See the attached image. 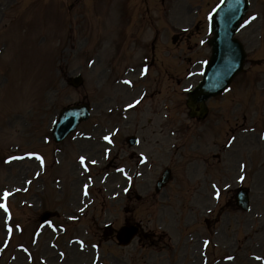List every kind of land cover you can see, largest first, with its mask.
<instances>
[{"label": "rangeland", "instance_id": "1", "mask_svg": "<svg viewBox=\"0 0 264 264\" xmlns=\"http://www.w3.org/2000/svg\"><path fill=\"white\" fill-rule=\"evenodd\" d=\"M218 1L0 0V264H264V0L237 33L242 73L206 118L185 106ZM80 101L90 118L54 143L58 110ZM125 222L141 225L128 246L102 235Z\"/></svg>", "mask_w": 264, "mask_h": 264}, {"label": "water", "instance_id": "2", "mask_svg": "<svg viewBox=\"0 0 264 264\" xmlns=\"http://www.w3.org/2000/svg\"><path fill=\"white\" fill-rule=\"evenodd\" d=\"M248 0H222L209 16V31L213 36L208 40L211 46L210 58L203 70V77L199 84L189 92L187 104L191 107L196 102L204 109L203 102L213 95L222 92L230 83L231 79L242 70L244 51L241 43L234 37L241 19L247 10ZM82 82L80 76L71 78L70 83L78 86ZM89 116V106L80 103L62 108L51 128L54 141L63 140L76 126L85 121ZM131 139H129L130 142ZM169 179V170L162 172L157 185L158 191ZM247 194L240 190L237 194V203L243 209H247ZM51 215L45 212L41 216L44 223ZM109 233L110 230L108 229ZM136 228L133 226L122 227L117 238L122 245L127 244L134 236Z\"/></svg>", "mask_w": 264, "mask_h": 264}, {"label": "snow or ice", "instance_id": "3", "mask_svg": "<svg viewBox=\"0 0 264 264\" xmlns=\"http://www.w3.org/2000/svg\"><path fill=\"white\" fill-rule=\"evenodd\" d=\"M255 19H256V16H252V17H250V20L245 21V24H248L251 20H255ZM146 71H147V69H145V72H146ZM125 83L131 84L132 81H126ZM136 103L138 104L139 101H136ZM128 107L131 108V107H133V105H132V104H129ZM104 139H105V140H109V141H111V137H110V136H105ZM233 139H235V137H233ZM41 159H42V158H41ZM80 160H81V162H83V161L85 160V157H83V156L80 157ZM93 163H95V161H93ZM241 179H244V177H241ZM85 188H87V185H85ZM8 195H10V193H8L7 191H5V193H4V197L7 198ZM216 195H217V197H219V195H220V192H219L218 189H217V191H216ZM0 207L5 208V210L7 211V205H6V204H4V205H0ZM81 243H83V242H81ZM261 258H262V257H260V256H257V257H256L257 260H260ZM229 259H232V258L229 257Z\"/></svg>", "mask_w": 264, "mask_h": 264}]
</instances>
